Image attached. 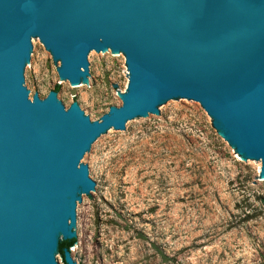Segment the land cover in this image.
Here are the masks:
<instances>
[{
    "label": "water",
    "instance_id": "water-1",
    "mask_svg": "<svg viewBox=\"0 0 264 264\" xmlns=\"http://www.w3.org/2000/svg\"><path fill=\"white\" fill-rule=\"evenodd\" d=\"M32 41L75 88L93 78L91 55L125 58L121 105L91 120L55 90L31 99ZM182 100L264 175V0H0V264H58L100 189L104 135ZM63 259L77 264L69 248Z\"/></svg>",
    "mask_w": 264,
    "mask_h": 264
},
{
    "label": "rangeland",
    "instance_id": "rangeland-1",
    "mask_svg": "<svg viewBox=\"0 0 264 264\" xmlns=\"http://www.w3.org/2000/svg\"><path fill=\"white\" fill-rule=\"evenodd\" d=\"M32 43L31 99L58 87L63 105L76 103L91 120L121 105L125 58L91 55L93 78L75 88L43 44ZM260 164L236 151L200 103L161 106V117L104 135L95 160L100 189L79 206L71 256L77 264H264Z\"/></svg>",
    "mask_w": 264,
    "mask_h": 264
},
{
    "label": "trees",
    "instance_id": "trees-1",
    "mask_svg": "<svg viewBox=\"0 0 264 264\" xmlns=\"http://www.w3.org/2000/svg\"><path fill=\"white\" fill-rule=\"evenodd\" d=\"M55 91L58 90L57 88H54ZM76 241V238L73 239H69V240H61L58 242V251L60 252L62 259H63V250L64 248H69L70 246H72ZM63 264H65L64 259H63Z\"/></svg>",
    "mask_w": 264,
    "mask_h": 264
}]
</instances>
